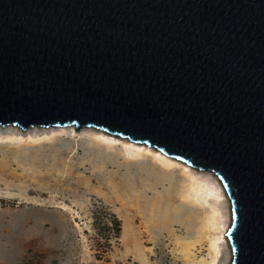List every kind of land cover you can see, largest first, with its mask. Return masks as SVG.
Wrapping results in <instances>:
<instances>
[{"label":"water","instance_id":"obj_1","mask_svg":"<svg viewBox=\"0 0 264 264\" xmlns=\"http://www.w3.org/2000/svg\"><path fill=\"white\" fill-rule=\"evenodd\" d=\"M95 126L212 171L231 264H264V0H0V124Z\"/></svg>","mask_w":264,"mask_h":264},{"label":"rangeland","instance_id":"obj_2","mask_svg":"<svg viewBox=\"0 0 264 264\" xmlns=\"http://www.w3.org/2000/svg\"><path fill=\"white\" fill-rule=\"evenodd\" d=\"M75 128L0 124V264L211 260L199 228L211 204L224 214L223 200L179 202L177 195L184 183L179 165L208 181L212 171L95 126ZM127 142L178 166L165 169L148 153L127 152ZM183 243L193 245L186 256ZM227 254L221 243L216 264Z\"/></svg>","mask_w":264,"mask_h":264},{"label":"bare ground","instance_id":"obj_3","mask_svg":"<svg viewBox=\"0 0 264 264\" xmlns=\"http://www.w3.org/2000/svg\"><path fill=\"white\" fill-rule=\"evenodd\" d=\"M99 138H103L99 136ZM104 140V139H103ZM123 148L127 152H134L135 154L148 153L151 155L152 160H156L162 166V168L170 169L171 167L178 166L177 162L164 158L158 152H153L141 146H136L130 143H123ZM123 149V150H124ZM189 168V167H188ZM187 166L179 165V172L184 178L183 188L177 195L179 202H187L190 200H196L198 198H212L213 202L222 199L224 206V214H221L220 209L211 204L208 211L204 215V221L200 225L199 234L205 236L206 243L208 245V253L211 255V260L205 262V264H216L218 256L220 254V244L227 245V258L225 264H231V249L230 245L224 236L225 231L228 229L231 222V211L229 198L224 190L222 183L216 176L212 180L208 181L206 178H200L193 172H191ZM182 252L186 256L190 254L192 244L183 243Z\"/></svg>","mask_w":264,"mask_h":264}]
</instances>
